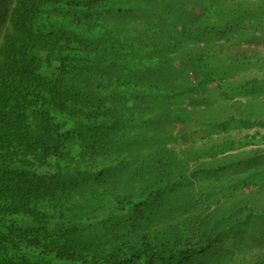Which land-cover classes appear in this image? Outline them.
<instances>
[{
    "label": "trees",
    "instance_id": "16d2710c",
    "mask_svg": "<svg viewBox=\"0 0 264 264\" xmlns=\"http://www.w3.org/2000/svg\"><path fill=\"white\" fill-rule=\"evenodd\" d=\"M260 44L264 0H0V264H264L215 142L170 147L264 125V75L228 81Z\"/></svg>",
    "mask_w": 264,
    "mask_h": 264
},
{
    "label": "rangeland",
    "instance_id": "374dc122",
    "mask_svg": "<svg viewBox=\"0 0 264 264\" xmlns=\"http://www.w3.org/2000/svg\"><path fill=\"white\" fill-rule=\"evenodd\" d=\"M258 53L260 56H264L263 45L260 44ZM262 57L252 60V62L245 67V70H242L241 74L237 75L235 78L228 80L229 82L242 81L245 76L248 78L253 77L254 75H264V69L259 65L261 63ZM264 64V62H263ZM247 68V69H246ZM245 71V73H244ZM218 82L210 85L212 89L217 85ZM217 97H222L221 94L217 93ZM219 105L220 109H218L220 115H224L226 113L225 108L228 105V102L222 101ZM250 99L249 96H243V100ZM264 100V96L261 97ZM189 100H187L183 106L187 110L194 111L191 114L193 120L188 122H178L174 124L176 126L177 134H184L196 126L194 120H201V115H203V111L205 107L202 106L193 107L191 104H188ZM202 107V108H201ZM262 107V109H261ZM246 110V108H245ZM236 116L238 115V106L236 107ZM256 115L260 118L264 117V101L260 104V109L255 111ZM235 117V116H234ZM255 119V118H254ZM206 134V131H204ZM215 132V133H214ZM212 133H214L212 135ZM212 136V137H211ZM215 142L217 150L215 159L213 155H204L208 154L204 151H201L200 156L197 158V163L205 162V163H216L219 160L225 159L227 164V172L229 175V180L233 183H237L238 186L243 185V190L238 194L243 198H247L248 202L254 207H264V125H253L252 127H245L238 125L237 128H234L228 132L224 130H220L219 128L213 127L210 130V134L206 137H202V134H190L185 138L177 137L175 140H172L170 143V147L177 151H184L186 149L192 148L191 146L194 144V148L201 150V148H207ZM224 142V146L221 147L220 144ZM213 149V148H212ZM213 152V151H212ZM192 166L196 165L195 161H191ZM257 214L259 212H256ZM257 221H250L246 224L253 229L256 225ZM254 260V258H251Z\"/></svg>",
    "mask_w": 264,
    "mask_h": 264
}]
</instances>
